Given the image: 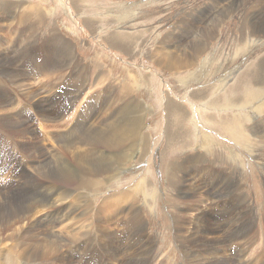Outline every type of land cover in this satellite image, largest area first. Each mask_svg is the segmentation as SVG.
Instances as JSON below:
<instances>
[{"label":"rangeland","instance_id":"1","mask_svg":"<svg viewBox=\"0 0 264 264\" xmlns=\"http://www.w3.org/2000/svg\"><path fill=\"white\" fill-rule=\"evenodd\" d=\"M28 6H35L43 20L31 15ZM262 14L264 0H0V55L6 64L13 62L5 70L0 58V93L11 103L2 119L11 121L13 127H7V132L0 126L4 128L0 131V185L10 180L20 184V159L29 161L24 171L36 176V163L27 159L38 162L51 147L55 149L56 144L44 138L47 131L57 132L49 124L67 119L68 129L79 126L84 130L109 117L118 122L123 115L117 108L129 99V106L142 110L139 124L147 138L145 153L139 145L109 181L105 178L102 185L77 188L80 196L74 204L79 205L75 213L79 223L72 217L60 224L62 228L81 229L84 223L83 230L88 229L95 240L97 207L127 190L133 204L113 215V225L104 226L109 225L113 234L129 232L126 214L137 209L144 223L140 244L149 248L147 264H195L199 260L196 264H201L203 259L206 264H264V84L255 83L259 68L264 69V18L260 31H253V20ZM115 35H123L124 40L131 36L133 51L113 48L112 42L119 41L111 40ZM7 46L12 49L4 51ZM184 61H189L187 68H183ZM33 65L39 68L38 79L33 76ZM74 91L76 97H72ZM88 103L89 118L83 108ZM172 103L184 114L171 115L170 111L168 115L166 107ZM224 122L235 123L239 137L228 136L221 127ZM63 126L59 128L65 132L67 126ZM205 135L209 139L202 141ZM81 155H86L85 150L81 149ZM201 155L204 164H193V157ZM98 156L95 151L89 158ZM3 189L6 193L8 187ZM73 232L80 237V231ZM7 235H1L5 248L0 249V264H23L15 254L23 246L9 251L16 239ZM93 244L92 252L83 249L81 255L97 254L96 240ZM120 251L114 254L116 259L109 256L97 264H129L131 252ZM43 255L30 264L60 262L56 255ZM78 258L67 264H78Z\"/></svg>","mask_w":264,"mask_h":264},{"label":"bare ground","instance_id":"2","mask_svg":"<svg viewBox=\"0 0 264 264\" xmlns=\"http://www.w3.org/2000/svg\"><path fill=\"white\" fill-rule=\"evenodd\" d=\"M18 2V1H17ZM15 3V2H14ZM241 3V2H240ZM17 7H21L20 3H16ZM13 6V7H15ZM247 7V6H244ZM240 9V8H239ZM244 9V8H243ZM26 10L35 15L38 20H43V16L39 15L37 12V8L35 6H28ZM127 10V9H126ZM229 10V9H228ZM250 11V10H249ZM8 12V11H5ZM229 12V11H228ZM22 13V12H21ZM2 15V14H1ZM8 15V14H7ZM243 16V15H242ZM253 16V15H252ZM15 18V17H14ZM23 20L22 17H19V19ZM28 18V17H26ZM32 18V17H31ZM264 18V14H262V17L260 19L253 20L254 25L256 26L253 28V31L256 33L260 31L261 27H259L260 23L262 22V19ZM9 19V18H8ZM252 19V18H251ZM15 20V19H14ZM25 20V19H24ZM27 20V19H26ZM37 21V20H36ZM38 22V21H37ZM249 22V21H248ZM7 23V22H5ZM21 23V22H20ZM4 25V24H3ZM6 25V24H5ZM2 26V25H1ZM245 27V26H244ZM251 27V26H249ZM3 29V28H2ZM1 30V28H0ZM123 32V31H122ZM126 32V31H125ZM261 33V32H260ZM117 34V33H116ZM118 34H120L118 32ZM124 35V34H123ZM123 35H115L111 38L113 40L114 38L118 39L120 41H111L113 48H117L123 52L129 53L131 51V41L132 38L129 36L124 40ZM126 35V34H125ZM128 35V34H127ZM206 35V34H205ZM256 35V34H254ZM203 36V35H202ZM208 36V35H207ZM133 37V36H132ZM252 38V37H251ZM134 39V38H133ZM204 39V38H203ZM206 39V38H205ZM69 41V40H68ZM206 41V40H205ZM204 41V42H205ZM2 42V41H0ZM14 45V43H13ZM50 45V44H49ZM53 45V44H52ZM15 46V45H14ZM47 46V45H46ZM66 46V45H65ZM3 47L2 49L6 51V49H9V46ZM11 47V46H10ZM72 47V46H71ZM206 47V46H205ZM133 48V47H132ZM1 49V50H2ZM12 49V48H10ZM9 49V50H10ZM26 49V48H25ZM20 50V48H19ZM66 50V48H65ZM62 51V50H61ZM60 51V52H61ZM133 51V50H132ZM21 52V51H20ZM26 52V50H25ZM24 52V53H25ZM56 52V51H55ZM68 52V51H67ZM165 52V51H164ZM180 52V51H178ZM22 53V52H21ZM53 53V51H52ZM63 53V52H62ZM167 53V52H166ZM169 53V52H168ZM54 54V53H53ZM58 53H56L57 55ZM75 54V53H74ZM19 55V54H18ZM16 53V57L18 56ZM76 55V54H75ZM166 55V54H165ZM13 56V55H12ZM69 56V55H68ZM20 57V56H18ZM22 57V55H21ZM0 58L2 60V65L4 69L9 70L11 64H13L12 61H10L8 64H6V58L4 55H0ZM17 59V58H16ZM26 59V58H25ZM24 59V60H25ZM53 59V58H52ZM78 60V59H77ZM170 60V59H169ZM27 61V60H26ZM25 61V62H26ZM30 61V60H29ZM23 62V58H20V63ZM41 62V61H40ZM44 62V61H43ZM189 61H184L183 66L187 64ZM264 62V61H263ZM33 63V62H32ZM35 63V62H34ZM57 63V62H56ZM62 63V62H61ZM68 63V62H67ZM50 64V63H49ZM58 64V63H57ZM38 65V64H37ZM189 65V64H188ZM9 67V68H8ZM37 66L33 65V71L36 76V69ZM41 67V66H40ZM47 69V68H46ZM19 70V69H18ZM41 71V70H40ZM102 71V69H101ZM6 72L10 73L9 71H5L4 74H7ZM199 72V71H198ZM203 73V72H202ZM14 74V73H13ZM204 74V73H203ZM207 74V73H206ZM205 74V75H206ZM83 75V73H82ZM82 77V76H81ZM195 77V76H194ZM2 78V77H1ZM48 78V77H47ZM93 77H91L92 79ZM38 79V78H37ZM41 79V78H40ZM39 79V80H40ZM44 79V78H43ZM42 79V80H43ZM4 80V78L2 79ZM95 80V79H94ZM36 81V80H35ZM44 81V80H43ZM85 81V80H84ZM93 81V80H92ZM1 82V81H0ZM4 82V81H3ZM2 82V83H3ZM27 82V81H25ZM71 82V81H70ZM69 82V83H70ZM75 82V81H74ZM73 82V83H74ZM6 82H4L5 84ZM24 83V82H23ZM42 83V82H41ZM40 83V84H41ZM44 83V82H43ZM85 83V82H84ZM255 83L257 84H264V69L263 67L259 68V71L257 72ZM26 84V83H25ZM82 84V83H81ZM80 84V85H81ZM91 85V84H90ZM2 86V85H0ZM8 86V85H7ZM5 87V85H4ZM3 87V88H4ZM12 87V86H11ZM41 87V85H40ZM86 85L82 84V89H84ZM129 87V86H128ZM127 87V88H128ZM21 88V87H20ZM29 90V87H27ZM26 88V89H27ZM31 88V87H30ZM34 88V87H32ZM36 88V87H35ZM88 88V87H87ZM109 88V87H108ZM14 89V88H13ZM89 89V88H88ZM125 89V87H124ZM130 89V88H129ZM25 90V89H24ZM27 90V91H28ZM206 90V89H205ZM208 90V89H207ZM83 91V90H82ZM8 92V91H7ZM15 92V91H14ZM84 92V91H83ZM119 92V91H118ZM129 92V91H128ZM5 93L6 92H2ZM52 93V92H51ZM69 93V92H68ZM80 93V91H78ZM107 93V92H106ZM105 93V94H106ZM12 94V93H11ZM50 94V93H49ZM72 97L77 96V91H74V93H71ZM118 94V93H117ZM126 95L127 93H121V95ZM196 94V93H195ZM23 95V94H22ZM55 95V94H54ZM83 95V94H82ZM0 93V126L5 127L6 131L8 132V128L10 127L11 121L3 120L2 112L5 111V108H8L7 105L9 101L7 99H4ZM50 96V95H49ZM71 96V95H70ZM105 97L106 95L103 94ZM112 96V95H111ZM7 97V96H5ZM19 97V96H18ZM24 97V95H23ZM97 97V96H96ZM103 97V98H104ZM126 97V96H124ZM131 97V96H130ZM26 98V97H24ZM82 98V97H81ZM84 98V97H83ZM92 98V97H91ZM94 98V97H93ZM250 98V97H249ZM13 99V98H12ZM11 99V100H12ZM17 99V98H16ZM15 99V100H16ZM44 99V98H43ZM52 99V98H51ZM61 99V98H60ZM106 99V98H105ZM114 99V98H113ZM127 99V98H126ZM10 100V99H9ZM47 100V99H46ZM53 100V99H52ZM69 100V99H68ZM115 100V99H114ZM123 100V97L120 96V101ZM129 100V99H128ZM124 101V105L122 107L119 106V114L120 116L123 115V117L120 119V121H114L111 117H109L107 120H105L104 123H98L95 124L94 122L90 123L88 126H91L90 128L81 130L79 126H75L73 128L68 129V124H65L67 122V119H63V121H54V123L49 124V126L56 129L57 132L47 131L44 135L45 139L51 140L52 143L56 144L55 149L52 147L48 150L50 153H45L41 160L37 162L36 160H31V158L27 159L36 163L34 165V175H30L24 171L25 166H27V163L25 160L18 162L17 167V174L18 179L21 178L20 184H12L14 181L10 182H2V185H0V249L4 247L2 246V240L4 239V236H1L4 234L9 235L11 239L14 241L16 239L15 243L10 244L8 247V250H14V248L17 246H23V248L18 249V252H16V258H19L20 261L23 264H30L35 257L40 256L42 254H46L43 256H46L45 258H48L50 254L56 255L60 262L57 261L58 264H67L75 259L80 258V262L78 264H97L100 260H106L109 256H112L116 259V256L114 255L117 251L124 252L126 250H129L131 252V261L129 264H147L146 262L149 260L148 255L149 248L146 247L143 248L141 246L140 239L141 237L140 232L144 226V223L142 222L141 215L137 211V209H131L126 214V228L129 230V232H118L114 233L112 230H110L108 227L109 225H113L112 222L113 215L116 214L118 211H123L125 209V206L127 204H133L134 199L129 195L128 191H124L119 193L116 197H114L111 200H103L102 203H100L99 207H97V211L95 212V225L97 227V238L96 243L98 247L97 254L91 253L88 255H81V251L85 249L88 251L91 249V252L93 251V246L95 240L91 238V236L88 233V229H84V223L81 225V229L77 226L73 227L71 226V231L68 227L64 226V229L60 225L63 221L67 222L66 220L73 217V219H79L75 215L76 211H78L79 205L78 203V197L80 196L77 193V188L80 189H87V187H93V185L100 184L104 179L110 180L109 178H112L115 176V174L118 172L120 166L124 164L127 159L130 158V155L133 150L138 147L142 148L140 151L142 153H145L146 151V142L147 138L146 136L140 132V124H139V118L141 117L142 110L138 107H135L134 105H128L129 101ZM228 100V99H227ZM14 101V99H13ZM50 101V100H49ZM88 101V99H87ZM135 101V100H134ZM133 101V102H134ZM173 101V100H172ZM240 101V100H239ZM246 101V100H245ZM43 102V101H42ZM46 102V101H45ZM90 102V101H89ZM104 102V100H102ZM19 103V102H18ZM25 103V102H24ZM31 103V102H30ZM86 103V102H85ZM108 103V102H107ZM136 103V102H135ZM171 103V101H170ZM177 103V102H176ZM16 103H14L15 105ZM34 104V103H33ZM110 104V103H109ZM122 104V103H121ZM173 104V103H172ZM56 105V104H55ZM90 104H85L83 106L84 112L87 118L91 116L92 109L89 106ZM100 105V102L99 104ZM128 105V106H127ZM179 106V104H176ZM182 105V104H181ZM20 106V105H19ZM107 106V104H106ZM143 106V105H142ZM141 106V108H142ZM67 107V106H66ZM180 107V106H179ZM183 107V106H182ZM14 107H11L12 109ZM31 108V107H30ZM53 108V107H52ZM58 108V107H57ZM62 108V107H61ZM95 108V107H94ZM148 108V107H147ZM184 108V107H183ZM56 109V108H55ZM63 109V108H62ZM106 109V107H105ZM180 114L182 111L177 107ZM16 110V109H15ZM96 110V109H95ZM110 110V109H109ZM108 110V112H109ZM112 110V109H111ZM145 110V109H144ZM10 111V110H8ZM27 111V110H26ZM66 111V110H65ZM147 111V110H146ZM145 111V112H146ZM166 111L169 115V112L171 111V115H174L175 112L178 113L176 110L174 104L173 106L171 104L167 105ZM11 112V111H10ZM34 112V111H33ZM103 112V111H102ZM114 113V112H113ZM8 114V113H7ZM108 113H105L103 115H107ZM178 113V115H180ZM50 115V114H49ZM82 115V114H81ZM80 115V116H81ZM101 115V116H103ZM110 115V114H109ZM115 115V114H114ZM177 115V114H176ZM43 116V115H42ZM181 116V115H180ZM7 117V116H6ZM12 117V115H11ZM95 117V116H94ZM115 117V116H114ZM183 117V116H182ZM65 118V117H63ZM84 118V117H82ZM181 119V118H180ZM239 119V118H237ZM12 120L14 121V117H12ZM23 120V119H22ZM90 120V119H89ZM184 120V119H183ZM144 121V120H143ZM233 121V120H232ZM236 122V121H235ZM18 123V122H17ZM69 123V122H68ZM74 123V122H73ZM78 123V122H77ZM42 124V123H41ZM47 124V123H46ZM71 124V123H69ZM232 124V123H231ZM229 123L224 122L221 127L223 128V131L230 137H237L239 134V128L236 127L237 125L234 123V125H231ZM240 124V123H239ZM67 126L66 131L63 132L59 127L61 126ZM73 125V124H72ZM71 125V127H72ZM141 125L144 127L143 123ZM45 126V125H44ZM63 126V127H64ZM86 126V127H88ZM169 126V125H168ZM62 127V128H63ZM83 127V126H82ZM85 127V128H86ZM1 128V127H0ZM13 129V127H10ZM47 128V126H46ZM49 128V127H48ZM78 128V129H77ZM142 128V127H141ZM169 127H167L168 129ZM241 128V127H240ZM4 129V128H3ZM1 129V130H3ZM43 129V128H42ZM59 129V130H57ZM171 129V128H170ZM169 129V130H170ZM0 130V131H1ZM51 130V129H50ZM168 130V131H169ZM241 130V129H240ZM20 131V130H19ZM45 131V129H44ZM262 131V130H261ZM11 132V131H10ZM13 132V131H12ZM16 132V131H15ZM14 132V133H15ZM43 132V131H42ZM170 132V131H169ZM264 132V130H263ZM27 133V132H26ZM53 133V134H52ZM260 133V132H259ZM185 134V133H184ZM6 135V134H5ZM13 135V134H12ZM173 135V134H172ZM32 136V135H31ZM169 136V135H168ZM6 137V136H5ZM4 137V138H5ZM17 137V136H16ZM19 137V136H18ZM30 137V136H29ZM205 138H202V141L209 139L208 136H204ZM239 137V136H238ZM9 138V137H8ZM172 138V137H170ZM243 138V137H242ZM7 140V139H6ZM10 140V139H9ZM21 140V139H20ZM173 140V138H172ZM36 141V140H35ZM168 141V140H167ZM174 141V140H173ZM49 142V141H48ZM166 142V141H165ZM34 144V143H33ZM206 145V144H205ZM26 146V145H25ZM20 147V146H19ZM29 147V146H28ZM36 147V144H35ZM12 148V147H11ZM23 148V146L21 147ZM27 148V147H26ZM35 149V148H34ZM41 149V147H40ZM53 149V150H52ZM81 149L85 150L86 155H81ZM36 150V149H35ZM25 151V150H23ZM30 151V150H29ZM45 151V150H44ZM99 152V156L96 160L90 159L89 156L93 155L94 152ZM39 152V151H38ZM47 152V151H46ZM26 152H24L25 154ZM30 153V152H29ZM35 153V152H34ZM37 154V153H36ZM41 154H39L40 156ZM26 156V155H25ZM33 157V156H32ZM205 157V156H204ZM36 158V157H34ZM193 164L195 163L198 166L203 165V161L200 158H203L201 155L200 157L194 156L193 157ZM23 159V157H22ZM169 163V162H168ZM126 164V163H125ZM169 165H172L169 163ZM8 167V166H5ZM33 167V168H34ZM169 167V166H168ZM167 167V168H168ZM174 167V166H173ZM207 167V166H206ZM179 168V166H178ZM2 169V168H1ZM16 169V168H15ZM180 169V168H179ZM208 169V168H207ZM172 170V169H171ZM14 171V169H13ZM180 170H178L179 172ZM184 171V170H183ZM16 174V173H15ZM33 174V173H32ZM169 174H171L169 172ZM174 174V173H172ZM211 174V173H210ZM117 175V174H116ZM119 175V174H118ZM15 176V175H14ZM13 176V177H14ZM17 176V175H16ZM176 176V175H174ZM183 176V175H182ZM217 176V175H216ZM170 177V176H169ZM186 178V177H184ZM191 178V177H190ZM13 179V178H12ZM177 180V179H176ZM7 181V180H6ZM107 181V182H108ZM201 183V182H200ZM1 184V183H0ZM225 184V183H224ZM102 185V184H100ZM221 185V184H220ZM180 186V185H179ZM185 186V185H184ZM198 185L194 186L195 190L198 188ZM219 186V185H218ZM7 188L6 193L4 192L3 188ZM97 188V187H96ZM94 189V188H92ZM227 189V188H226ZM178 190V189H177ZM216 190V189H215ZM83 191V190H82ZM130 191V190H129ZM176 191V190H175ZM181 191V190H180ZM179 191V192H180ZM131 192V191H130ZM133 192V191H132ZM182 192V191H181ZM87 193V192H86ZM196 193V192H195ZM82 194V193H81ZM117 194V193H116ZM199 194V193H198ZM86 195V194H85ZM216 195V194H215ZM225 195V194H224ZM87 196V195H86ZM218 196V195H217ZM220 196V195H219ZM82 197V196H81ZM175 198V197H174ZM77 201L76 204H74V201ZM89 201H91L89 199ZM88 201V202H89ZM137 201V200H136ZM147 201V200H146ZM123 202L122 206L120 205ZM85 203V202H84ZM83 204V203H82ZM82 204L80 206H82ZM147 204V203H146ZM84 205V204H83ZM137 206V204H135ZM197 205V204H196ZM214 205V204H213ZM212 205V206H213ZM219 205V204H218ZM217 206V205H216ZM226 206V205H225ZM90 207V206H89ZM183 207V206H182ZM81 208V207H80ZM84 208V207H83ZM93 208V207H92ZM130 208V207H129ZM195 207H192V209ZM228 208V207H227ZM95 209V208H94ZM120 209V210H119ZM191 209V210H192ZM41 211V213L38 216H33V212L35 211ZM81 210V209H80ZM79 210V211H80ZM229 210V209H228ZM38 211V212H39ZM182 211V210H181ZM189 211V210H188ZM37 212V213H38ZM83 212V211H82ZM180 212V211H179ZM202 212V211H201ZM204 212V211H203ZM202 212V213H203ZM89 213V212H88ZM201 213V214H202ZM205 213V212H204ZM91 214V213H90ZM217 215V213H215ZM88 214H86L87 216ZM124 215V214H122ZM206 215V214H205ZM80 216V215H79ZM118 216V214L116 215ZM125 216V215H124ZM197 216V215H196ZM195 217V216H194ZM201 217V216H200ZM216 217V216H215ZM218 217V215H217ZM85 218V216L83 217ZM116 218V217H115ZM171 218V216L169 217ZM72 219V220H73ZM92 219V218H91ZM218 219V218H217ZM71 220V223H72ZM115 220V219H114ZM117 220V219H116ZM115 220V221H116ZM199 220V219H198ZM203 220V219H202ZM74 221V220H73ZM79 220H77L78 222ZM84 221V220H83ZM94 221V220H93ZM194 221V220H193ZM64 222V223H65ZM75 222V221H74ZM90 223V221L88 220ZM87 222V223H88ZM117 222V221H116ZM122 222V220H121ZM117 222V223H121ZM180 222V220H179ZM204 222V221H203ZM242 222V221H241ZM5 223V224H4ZM79 223V222H78ZM104 223L109 224L108 226H104ZM123 223V222H122ZM175 223V222H174ZM183 223V221H182ZM198 223V222H197ZM200 223V222H199ZM198 223V224H199ZM4 224V225H2ZM177 224V223H176ZM179 224V223H178ZM236 224V223H235ZM234 224V225H235ZM74 225V224H73ZM80 225V224H79ZM92 225V223H91ZM117 226V224H115ZM125 225V224H124ZM187 225V223H186ZM200 225V224H199ZM184 226V225H183ZM240 226V225H239ZM86 227V226H85ZM120 226H117V228ZM192 227V226H191ZM194 227V226H193ZM79 228V229H78ZM201 228V227H200ZM199 228V229H200ZM229 228V227H228ZM227 228V229H228ZM243 228V227H242ZM74 229L80 231V237H74ZM91 229V227H90ZM114 229V228H113ZM120 229V228H119ZM260 229V228H259ZM73 230V231H72ZM189 230V229H188ZM195 230V229H194ZM264 230V229H263ZM96 231V230H95ZM115 231V229H114ZM221 231V230H219ZM246 231V228H245ZM76 233V232H75ZM191 233V232H190ZM216 233V232H215ZM221 233V232H220ZM18 235V238H15V235ZM185 234V233H184ZM244 234V233H243ZM7 235V236H8ZM16 235V236H17ZM143 235V234H142ZM183 235V234H182ZM93 236V235H92ZM144 236V235H143ZM178 237V236H177ZM184 237V236H183ZM197 237V236H196ZM203 237V236H201ZM150 238V236H149ZM195 238V237H194ZM209 238V237H208ZM7 239V238H6ZM179 239V238H177ZM174 239V240H177ZM218 239V238H217ZM232 239V238H231ZM242 239V238H241ZM11 240V241H12ZM148 240V239H147ZM183 240V239H181ZM180 240V241H181ZM186 240V239H185ZM196 240V239H195ZM141 241V242H140ZM215 241V240H214ZM64 242V244H62ZM150 242V241H148ZM186 241H184L185 244ZM10 243V242H9ZM180 243V242H179ZM178 243V244H179ZM192 243V242H191ZM201 243V242H200ZM199 243V244H200ZM215 243V242H214ZM228 243V241H227ZM240 243V242H239ZM6 244V243H5ZM151 244V242L149 243ZM190 244V243H189ZM199 244L198 247L200 246ZM143 245V244H142ZM215 245V244H214ZM247 245V244H246ZM249 245V244H248ZM2 246V248H1ZM6 246V245H5ZM186 246V245H185ZM237 246V245H236ZM189 247V246H188ZM5 248V247H4ZM7 248V247H6ZM187 248V246H186ZM202 248V245L201 247ZM206 248V247H205ZM228 248V247H227ZM225 248V249H227ZM233 248V247H231ZM120 249V250H119ZM179 249V248H178ZM184 249V248H183ZM192 249V247H190ZM196 249V248H195ZM235 249V248H234ZM3 250V249H2ZM1 250V251H2ZM186 250V249H185ZM182 250V251H185ZM189 250V249H188ZM206 250V249H205ZM6 251V250H5ZM192 251V250H191ZM128 252V251H127ZM231 252V251H230ZM5 253V252H4ZM7 253V252H6ZM5 253V254H6ZM193 253V252H192ZM196 252H194L193 255H195ZM242 253V252H241ZM63 254V255H62ZM127 254V253H126ZM125 254V255H126ZM214 254V253H213ZM217 254V252H216ZM215 254V255H216ZM0 252V257H1ZM9 255V254H8ZM62 255V258H61ZM128 255V254H127ZM126 255V258H127ZM154 255V254H152ZM184 255V254H183ZM192 255V254H191ZM201 255V254H200ZM220 255V254H219ZM241 255V254H240ZM243 255V254H242ZM253 255V254H252ZM10 256V255H9ZM184 256L187 257L185 254ZM197 256V254H196ZM237 256V255H236ZM13 257V256H12ZM119 257V256H118ZM152 257V256H151ZM206 257V256H205ZM216 257V256H214ZM15 258V256H14ZM50 258V257H49ZM78 258V259H79ZM153 258V257H152ZM185 258V257H183ZM194 258V257H193ZM193 258H191L193 260ZM243 258V257H242ZM4 259V258H3ZM37 259V258H35ZM109 259V258H108ZM188 259V258H187ZM195 259V258H194ZM197 259V258H196ZM195 259V260H196ZM42 260V259H41ZM128 260V259H127ZM191 260V261H192ZM240 260V259H239ZM75 261V260H74ZM129 261V260H128ZM152 261V260H151ZM184 261V260H183ZM190 261V262H191ZM243 261V260H242ZM149 262V261H148ZM186 262V261H185ZM200 262V260L198 261ZM196 262V263H198ZM10 263V262H9ZM14 263V262H13ZM182 263V262H181ZM193 263V262H192ZM195 263V264H196ZM246 263V262H245ZM3 264H7L6 261H4ZM15 264V263H14ZM121 264H123L121 262ZM127 264V263H125ZM188 264V263H187ZM201 264H206L205 260L203 259ZM210 264V263H208Z\"/></svg>","mask_w":264,"mask_h":264},{"label":"crops","instance_id":"3","mask_svg":"<svg viewBox=\"0 0 264 264\" xmlns=\"http://www.w3.org/2000/svg\"><path fill=\"white\" fill-rule=\"evenodd\" d=\"M187 65H188V63H187V64H185V65L183 66V68H187Z\"/></svg>","mask_w":264,"mask_h":264}]
</instances>
